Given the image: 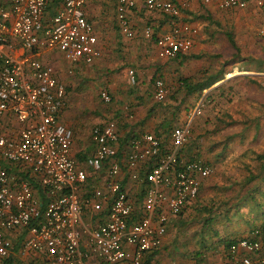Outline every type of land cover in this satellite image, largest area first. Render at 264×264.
<instances>
[{"label":"built area","instance_id":"1","mask_svg":"<svg viewBox=\"0 0 264 264\" xmlns=\"http://www.w3.org/2000/svg\"><path fill=\"white\" fill-rule=\"evenodd\" d=\"M190 1L144 5L176 16ZM212 1L219 9L264 8L261 0H201ZM87 2L0 0V264H153L146 257L162 246L169 224L196 200L211 173L184 153L189 122L174 127L166 143L150 132L122 144L117 122L108 118L91 128L95 148L86 167L72 155L74 132L61 121L65 86L46 55L57 51L72 66L99 56ZM134 6V0H116L119 29L129 37L136 32L128 17ZM198 32L191 23L173 26L155 39L159 56L188 52ZM143 34L151 37L152 28ZM166 93L157 79L154 99L163 101ZM100 97L111 100L106 91ZM261 249L260 240L242 237L229 244L227 258L264 264Z\"/></svg>","mask_w":264,"mask_h":264},{"label":"crops","instance_id":"2","mask_svg":"<svg viewBox=\"0 0 264 264\" xmlns=\"http://www.w3.org/2000/svg\"><path fill=\"white\" fill-rule=\"evenodd\" d=\"M134 1L135 6L128 12V17L136 32L132 37H129L119 29L116 19V0H89L84 6V12L97 37L99 56L91 64L80 63L72 66L63 61L61 65L58 64L57 66V75L64 83L67 92L61 121L71 126L74 132L72 155L82 166L86 167L84 161L93 153L95 148L90 138L91 128L93 125L103 124L108 118L115 119L120 137L124 142L150 132L163 135L168 130L169 124L180 126L189 122L192 125V121L197 118L192 125L196 129L194 131L192 128L190 129L188 147L187 144L184 146V153L187 157H189V153H195L203 162H213L214 157L209 155H207L209 158L206 157L204 151L209 152L208 147L211 145L214 136L210 135L211 132L205 133L203 136L200 135L197 121L199 120L200 123L201 115H196L190 120L193 110L189 111L188 102L191 98L193 100L194 95L198 97L200 92L196 88L193 92L185 95L187 91L184 86L185 80L189 81V86H192L204 75L216 73L222 68L221 60L211 57L210 53H205L207 40L203 39H208L210 34L205 27L202 30V26L210 20L204 16L210 17L211 14H220L222 11L241 12L250 9L251 6L264 8L252 3L244 9H219L216 1L205 4L201 0H191L188 7L184 10L181 9L182 11L180 10L178 15L170 16L147 10L144 0ZM261 1L264 2V0ZM182 23L199 26V32L195 36L192 48L186 53H179L174 58L159 56L158 47L155 44L156 37ZM147 26L152 28L151 37H145L143 34V30ZM209 30L213 33L216 29L212 27ZM130 70L133 71L135 78L134 85L130 83ZM205 71L207 72L204 73ZM240 71L238 74L231 75V71L226 70L223 73L224 78L216 82L211 88L236 77L248 76L245 75L247 72ZM157 79L163 80L167 88L166 100L162 103H157L153 96ZM89 81H95L97 84L99 97L102 91H106L111 97V102L101 103L102 105H99L98 109L95 108L93 112L89 111L91 116H88L89 123H87V121H82L80 116L78 117L81 121L73 119L77 116L75 115V102L78 100L83 103L85 95L76 93L74 89L76 85H85ZM210 89L205 90L202 96L200 95L198 103L203 100L205 93ZM77 96L79 97L77 98ZM82 131L84 133L81 134ZM194 134L199 136L198 139L194 137ZM191 135H193V139ZM78 140L79 143H77ZM208 178L202 180L200 190L201 199L204 203L208 201V198L202 197ZM182 222H185V218L179 217L171 222L162 246L154 258L150 259V262L153 264H198L200 255H203L204 261L208 264H236L228 261L226 257L228 247H225V243L219 241L217 236H211L208 243L202 245L200 240L197 241V244L196 241H193L191 245L193 247L188 245L192 241L188 244L185 239L179 242L174 241L172 232L178 225L181 226ZM219 234L223 238H236V240L242 237H255L252 232L247 230L239 232L229 230V232L225 231ZM256 239L262 243L259 255L264 256L263 239L261 240L259 236ZM176 240H179V237ZM238 254L240 256L245 255L246 251L239 248Z\"/></svg>","mask_w":264,"mask_h":264},{"label":"trees","instance_id":"3","mask_svg":"<svg viewBox=\"0 0 264 264\" xmlns=\"http://www.w3.org/2000/svg\"><path fill=\"white\" fill-rule=\"evenodd\" d=\"M204 18L211 20L210 17L204 16ZM225 34L229 46L234 51L232 53V59H226L223 62H220L222 67L221 70H218L216 73H209L207 76L204 75L197 83L192 84V86H189V81L185 80L184 86L187 91L185 95H188L190 92H193V90L198 88L200 95L202 96L205 90L210 89L216 82L223 79V73L228 69L230 70L232 65L238 61L243 64H249L256 60L260 64L256 71L264 72V67H262V65L264 66V54H251L248 58L241 57V59L238 60L240 46L232 32L227 30ZM217 57H221V55H218ZM235 58L236 60H234ZM206 72L207 71L204 73ZM236 86L240 91L238 93L247 99V105L245 102L238 101L237 103H232L227 106L229 97L234 94ZM255 90H257V93L258 90L261 93L258 101H256V95L253 93ZM165 100L166 99L163 101H157V103H162ZM253 102L255 106L257 104L264 108V79L255 76H241L227 80L225 83L207 91L201 101L202 106L200 115L206 116L207 118L209 113L213 112L214 118H217V123H214L213 125V129L215 130L212 129L211 131L217 133V131L222 130L219 137H216V139L212 138L211 145L208 147L210 153L214 152V162H218L224 155L229 153V143L233 141L244 145L243 156L251 159V162H248L247 160L240 161V165L243 167L242 171H239L240 176L238 179H235V177L229 178L232 181L230 185L233 188L234 195H222V197L214 196L204 203L201 199V183L198 197L188 206L190 207L193 205L194 207H200L199 209H201V207L203 208L206 212L204 213V216L206 217L204 218L203 225H205L211 232L210 238L211 236H217L219 241L221 240L225 243V247H228L229 244L235 242L236 238H223L219 233L225 231L229 232V227L233 224L235 225V228L232 230H235L236 232L247 230L252 232L256 238L258 236L261 237V240L263 239L264 242V148L257 149L256 147L259 143L264 145V115L250 116L249 108H254V105H252ZM174 127H176V125L169 124L168 130L165 134H157L162 137L164 143L167 142L169 133ZM122 142V144H124V141ZM188 155V158H200L198 154L195 153H189ZM204 163L209 167L212 165L210 161ZM185 211L186 210H184L179 217H183ZM216 228H221L220 232L217 231ZM200 241L201 245L207 243L203 236H201ZM159 249L154 250L146 257V263H149L150 259L154 258ZM203 253L204 252L202 251V254ZM203 257V255H200L199 262H205ZM227 259L230 261L229 258Z\"/></svg>","mask_w":264,"mask_h":264},{"label":"rangeland","instance_id":"4","mask_svg":"<svg viewBox=\"0 0 264 264\" xmlns=\"http://www.w3.org/2000/svg\"><path fill=\"white\" fill-rule=\"evenodd\" d=\"M223 12L224 14H222ZM222 13L211 14L210 18L212 20L207 21V24L202 26V30L203 27H205L208 34H210L208 39L205 38L203 39L205 41L207 40V43L205 42L207 45L205 53L206 54L210 53L211 57L220 58L219 60H221V62H223L226 59L231 60L233 57L232 53L234 51L229 46V42L225 34L228 30L232 32V34L237 40V43L240 46L239 59L237 58L238 60H240L241 57L248 58V56L251 54L263 55L264 36L261 35L260 30L264 29V9L251 6L250 9L241 12L233 10V11H222ZM209 25L212 26L214 29H216L215 32L213 33L210 32L209 29L212 27H210ZM47 54H48L46 55L47 60H49L52 64H54V66L57 69L58 64L61 65V63L63 62L62 56L59 55L57 51H49ZM218 55H221V57H217ZM234 60H236V58ZM259 65L260 64L256 60L253 63H249V64H243L242 62L238 61L237 63H234L230 68L231 75L238 74V72H241L240 70H242V72H247L245 75L260 77L264 79V72L256 71ZM262 67L264 66L262 65ZM243 69H247V70H243ZM95 81L94 82L89 81V83L85 85L79 84L75 86L74 91L76 93L78 92L79 94H85V95L82 101L83 103H81V101L78 100L75 102L76 111L75 110L74 111H75V115L77 116H75V118L73 119H79L78 121H81L82 119V121L84 122L87 121V123H89L88 116H91L89 111L93 112L95 108L98 109L97 107L104 103L99 97V88L97 87ZM78 88H80V90H77ZM238 92L240 91L239 88L236 86L234 94L229 97V102L227 106H229L232 103H237L238 101L245 102L247 105V99ZM253 93L256 95V101H258L260 99L259 95L261 93L259 92V90L258 93L257 90H255V92ZM78 97L79 96H77V98ZM199 100H200V95H198V97L194 95L193 100L191 98L190 102H188L190 108L189 111L194 110V107L196 103L199 102ZM252 105H254V108L252 107L249 108L250 116L264 115V108L261 105L258 106L256 104L255 106L254 102ZM79 111H81V113L78 114ZM78 116H80L81 119ZM200 118L202 120H200V123L198 122L199 120L197 121V127L198 130L200 131V135L203 136L207 132L210 133V131L213 129L214 123H217V118H214L213 112L209 113V116L207 118L206 116H200ZM196 119L192 121V125L196 121ZM192 125H190V129L192 128V130L194 131L196 128ZM221 132L222 130L217 131V133L211 131L210 135L214 136L213 138L216 139V137L220 136ZM82 133H84V131H82L81 134ZM194 137L198 139L199 136L194 134ZM191 138L193 139V135H191ZM77 143H79V140ZM77 143L76 145H78ZM229 147H230L229 148L230 151L227 155H224L222 159L216 163L214 161L211 162L212 164L210 165L211 173L208 176L209 177L208 183L206 184L204 189L205 193L204 195H202L204 199L206 198L210 199L214 196L222 197V195L223 196L234 195L233 188L230 185L232 181L229 178L235 177V179L236 178L238 179V177L240 176L239 171L241 172L243 167L240 165L241 160L242 161L247 160L248 162H251L250 158L248 157L246 158L243 156V149L245 148L244 145L238 144V142L233 141L229 143ZM256 147L257 149H262L264 148V145L259 143ZM213 153L214 152L209 153L204 151V155L206 157H208L207 155L213 157ZM193 207H194L193 205L190 206L184 212L185 213L184 215L186 217H182V218H185V222L184 223L182 222L183 224L181 223V226L178 225L177 228H175L172 232V237L174 241L179 242L182 241V239H185L187 244L192 241V243L188 244L189 246L193 244V241H196L197 244V241L201 240V236L205 238V241H207V243L211 239L210 238L211 232L207 229L205 225H203L204 218L206 217L204 216V213L206 212L203 210L202 207L201 209H199L200 207H194L193 209ZM233 228H235L234 224L229 227V230H232ZM216 229L217 231L221 230V228H216ZM178 237L179 240H176Z\"/></svg>","mask_w":264,"mask_h":264}]
</instances>
